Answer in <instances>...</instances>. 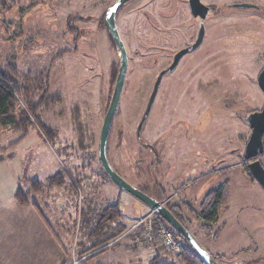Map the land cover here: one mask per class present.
Returning <instances> with one entry per match:
<instances>
[{"label":"rangeland","instance_id":"1","mask_svg":"<svg viewBox=\"0 0 264 264\" xmlns=\"http://www.w3.org/2000/svg\"><path fill=\"white\" fill-rule=\"evenodd\" d=\"M114 1L3 0L0 69L10 63L19 73L47 69L48 92L59 93L60 101L47 111L58 138L47 140L34 130L7 146L21 133L0 125V264H117L126 251L128 264H157V254L136 244L139 227H128L151 209L116 185L98 159L99 131L119 65L104 25ZM200 1L211 10L204 37L160 77L147 112L155 79L177 50L194 41L197 19L187 0H127L116 11L127 69L107 157L126 182L147 195L160 191L168 197L165 203L186 201L190 215L183 222L219 256V264H264V190L243 160L251 131L245 116L264 104L257 84L264 67V0ZM260 161L264 166V148ZM65 170L81 182L80 201L65 179L57 190L48 185L49 176ZM35 179L42 188L29 199L38 208L24 209L20 218L13 192ZM225 181L228 202L207 234L196 217L200 202ZM113 203L126 232L81 254L82 213ZM156 247L155 253L173 254Z\"/></svg>","mask_w":264,"mask_h":264},{"label":"trees","instance_id":"2","mask_svg":"<svg viewBox=\"0 0 264 264\" xmlns=\"http://www.w3.org/2000/svg\"><path fill=\"white\" fill-rule=\"evenodd\" d=\"M10 1L13 3L14 0ZM0 8L2 10L6 9L3 0H0ZM63 52L64 51H62V53ZM48 80L49 74L47 69L35 72L27 71L25 73H19L16 66L11 63L6 64L4 68L0 69V125L20 131L21 133L16 140L8 144L9 146L14 145L21 140L30 128H36L37 131L47 140H53L56 137V129L39 116V112L41 110H48L60 101L59 93L48 92ZM38 91L41 92L40 96L37 98L36 102H33L34 94ZM79 137H81V134ZM246 171L252 178L247 168ZM48 178L49 186L52 185L58 187L65 185V179L71 189L76 193L75 187L69 180L67 173L64 172L63 175L62 172H59L53 176H49ZM75 182L81 189L83 188L79 179L75 178ZM41 188L42 184L39 180H29L26 189L17 187L14 190L13 197L21 206H32L34 208H38L35 203L29 202L28 196L30 195V192H38ZM229 193L230 188L228 182L225 181L215 190L212 189L206 192L201 200L199 205V216L202 220L200 228L207 234L210 233L211 223L217 219L221 207L226 205ZM165 204L176 216V218L185 225L180 216V210L177 208L178 206L176 204H169L168 202ZM120 217L121 213L118 203L107 204L103 207L97 208L95 211L91 210V213L89 209L84 211L82 213L81 227L84 230L83 234L85 242L79 243V246L83 247L81 249V254L91 252L92 250L102 247L112 239H115L125 233V224L120 222ZM165 224L168 225L166 222ZM138 227L139 230L137 231V236H140L142 227ZM130 233L134 234L135 232L134 230H130L129 234ZM179 237L184 242L181 250L177 253L180 261L183 264H205L196 251L187 243V241L180 235ZM158 243L161 244V242L156 239L153 247L155 248ZM116 245L118 244H113L111 247H115ZM107 249L108 247L101 248L100 250L90 254L89 257H94ZM157 249L158 248L156 247L155 250L157 251ZM210 255L217 261V258L219 257L218 255Z\"/></svg>","mask_w":264,"mask_h":264},{"label":"water","instance_id":"3","mask_svg":"<svg viewBox=\"0 0 264 264\" xmlns=\"http://www.w3.org/2000/svg\"><path fill=\"white\" fill-rule=\"evenodd\" d=\"M127 0H115L112 5L107 7L104 15V23L108 34L110 35L113 43L118 49L119 53V65L117 74L115 77L113 89L110 95V99L107 105V109L103 116L102 124L99 131V146H98V159L108 176L112 181L118 185L120 188L128 191L136 198L145 203L151 210H153L159 217H161L174 231H176L181 237H183L187 243L196 251V253L201 257L205 264H219L209 252L200 244L198 239L194 234H192L188 228L182 224L176 216L170 211L166 206L165 202L158 201L155 198L147 195L144 191L135 188L128 182H126L111 166L107 157V139L110 124L117 108L120 93L123 86V81L127 69V53L124 44L119 36L117 26H116V11L122 4ZM190 7V12L193 16H199L203 18L208 10V5H205L200 0H188ZM236 7H251L253 4L248 3H238L234 4ZM204 27L200 26L198 35L194 43L190 46V50L195 49L199 46L203 39ZM186 49L178 50L174 56L171 64L168 66V70L173 69L182 55L186 52ZM159 72L155 82L153 83L152 93L149 96L146 112L149 110L154 94L157 89L160 77L167 70ZM257 84L260 90L264 93V67L260 70L257 75ZM245 120L248 123L251 131L248 140L245 144V149L243 152V160L246 163V168L252 176V178L262 187L264 190V166L260 161V156L263 154V138H264V104L259 110H253L246 114Z\"/></svg>","mask_w":264,"mask_h":264},{"label":"built area","instance_id":"4","mask_svg":"<svg viewBox=\"0 0 264 264\" xmlns=\"http://www.w3.org/2000/svg\"><path fill=\"white\" fill-rule=\"evenodd\" d=\"M69 180L75 187L78 194V201L81 199V188L75 182L74 177L67 172ZM141 226L142 232L140 238L137 241V245L146 246L152 248L155 245L156 239L161 242V245L170 253L177 254L184 245L183 240L179 237V234L174 231L170 226L166 225L161 217L151 210L141 216L133 225L132 229Z\"/></svg>","mask_w":264,"mask_h":264},{"label":"crops","instance_id":"5","mask_svg":"<svg viewBox=\"0 0 264 264\" xmlns=\"http://www.w3.org/2000/svg\"><path fill=\"white\" fill-rule=\"evenodd\" d=\"M51 109V108H50ZM50 109H48V110H41L40 112H39V116L45 121V122H47L49 125H51L52 127H54L55 129H56V131H58V127L56 126V125H53V124H51L50 122L51 121H49V119L47 118V111L49 112L50 111ZM7 129H10V128H7ZM37 131V129L36 128H30L29 130H28V132H27V134L21 139V140H19L18 142H20V141H22V140H25L26 139V136L30 133V132H33V131ZM38 132V131H37ZM58 135V134H57ZM56 138H58V137H56ZM17 142V143H18ZM17 143H15V144H17ZM9 144V143H8ZM7 144V146H9ZM14 144V145H15ZM27 188V187H26ZM25 188V189H26ZM58 188H62V187H57V186H54V190H57ZM216 189V188H215ZM215 189H213V190H215ZM36 192H30V195L28 196V199H29V197L30 196H33L34 194H35ZM230 194V193H229ZM151 197H153V198H155L156 200H158V201H165L166 199H168V197L166 196V194L165 193H162V192H160V191H157V192H155V195H151ZM14 198V197H13ZM229 199V198H228ZM170 201V200H169ZM29 202L31 203H34V201H30V199H29ZM186 201H182V200H178L177 202H174V203H172V204H176L178 207V209L180 210V216H181V218L183 219V220H185V215H187V218L189 217V215H190V213L189 212H187L186 210V212L184 211V208L183 207H185L186 206V203H185ZM228 202V201H227ZM17 203V202H16ZM227 204V203H226ZM17 208H16V215H18V217H20V218H23L22 216L25 214V212H24V209H26V208H28V207H31L32 209H34V207H32V206H21V205H19L18 203H17ZM187 206H188V204H187ZM224 207V206H223ZM222 207V208H223ZM221 210V209H220ZM185 213H187V214H185ZM196 217L200 220L201 218H200V216H199V208H198V212H197V215H196ZM191 219V218H190ZM201 221V223H202V220H200ZM120 222L122 223V224H125L123 221H121L120 220ZM134 224V223H133ZM132 224V225H133ZM126 225V224H125ZM132 225H130V226H128V227H130V228H132ZM129 230V229H128ZM131 230V229H130ZM214 238H215V235L213 236ZM156 248V247H155ZM155 248L154 247H152V248H150V250L154 253V254H157L158 256L156 257V259H155V262L157 263V264H173L176 260L175 259H178V256H177V254H170V255H163V254H160L159 252H156L155 253ZM126 251V250H125ZM126 253V258L124 259V262H121V261H118L117 262V264H128V259H129V257H130V253H128L127 251L125 252ZM134 254H135V257L134 258H136V260H140V259H142V257L141 256H137V254L136 253H133L132 254V256H134ZM155 256V255H154ZM133 258V259H134ZM174 259V261H171V260H173ZM130 264V263H129ZM137 264H139V263H137Z\"/></svg>","mask_w":264,"mask_h":264},{"label":"flooded vegetation","instance_id":"6","mask_svg":"<svg viewBox=\"0 0 264 264\" xmlns=\"http://www.w3.org/2000/svg\"><path fill=\"white\" fill-rule=\"evenodd\" d=\"M187 4H188V0H187ZM188 7H189V4H188ZM208 7H209V6H208ZM189 10H190V7H189ZM210 11H211L210 8H208V10L206 11V14H205V16H204L203 18H200L199 16H193V15H192L194 19H197V26H198V27H197V34H196V37H195L194 41H195L196 38H197V35H198V31H199L200 26H203V27H204L203 21L205 20V18L207 17V15L210 13ZM189 12H190V11H189ZM204 34H205V28H204ZM203 37H204V35H203ZM194 41H193L192 43L187 44L186 46L180 48V49H186V50H187V51L182 55V57H183L185 54H187V53L191 52L192 50H194V49L190 50V46L194 43ZM196 48H197V47H196ZM180 49H179V50H180ZM177 51H178V50H177ZM177 51H176V52H177ZM176 52H175V53H176ZM175 53H174V54H175ZM174 54L172 55V60H173V56H174ZM182 57H181V58H182ZM181 58H180V59H181ZM180 59H179V60H180ZM172 60H171V62H172ZM178 62H179V61H178ZM170 64H171V63H170ZM170 64H169V65H170ZM177 64H178V63H177ZM169 65H168V66H169ZM168 66H167L165 69H167ZM176 66H177V65H176ZM176 66H175V67H176ZM175 67H174V68H175ZM174 68H173V69H174ZM165 69H164V70H165ZM173 69H171V70H173ZM171 70H168V69H167V70L165 71V73L170 72ZM163 202H164V201H163Z\"/></svg>","mask_w":264,"mask_h":264}]
</instances>
